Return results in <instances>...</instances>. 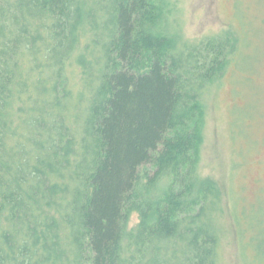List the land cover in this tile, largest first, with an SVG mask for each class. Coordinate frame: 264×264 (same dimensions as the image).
I'll return each instance as SVG.
<instances>
[{
  "label": "trees",
  "instance_id": "16d2710c",
  "mask_svg": "<svg viewBox=\"0 0 264 264\" xmlns=\"http://www.w3.org/2000/svg\"><path fill=\"white\" fill-rule=\"evenodd\" d=\"M170 12L0 0V264H225L228 215L238 264H264V205L202 172L239 39L178 38Z\"/></svg>",
  "mask_w": 264,
  "mask_h": 264
},
{
  "label": "rangeland",
  "instance_id": "374dc122",
  "mask_svg": "<svg viewBox=\"0 0 264 264\" xmlns=\"http://www.w3.org/2000/svg\"><path fill=\"white\" fill-rule=\"evenodd\" d=\"M169 2L171 28L178 38L233 32L239 39L232 66L206 96L202 172L225 190L245 187L248 199L264 205V0ZM227 218L225 264H238L235 233ZM139 221L133 212L128 228Z\"/></svg>",
  "mask_w": 264,
  "mask_h": 264
}]
</instances>
